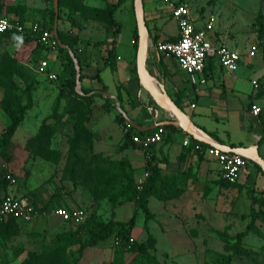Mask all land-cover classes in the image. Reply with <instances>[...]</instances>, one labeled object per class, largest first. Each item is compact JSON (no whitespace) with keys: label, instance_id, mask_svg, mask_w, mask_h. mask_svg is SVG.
I'll return each mask as SVG.
<instances>
[{"label":"rangeland","instance_id":"rangeland-1","mask_svg":"<svg viewBox=\"0 0 264 264\" xmlns=\"http://www.w3.org/2000/svg\"><path fill=\"white\" fill-rule=\"evenodd\" d=\"M61 1L58 29L79 61L87 46L108 35L110 0ZM192 1V8L200 14L217 6L223 35L237 40L239 52L261 55L258 50L260 46L264 49V32L258 33V20L264 19V0ZM223 3L229 4V16L223 14ZM201 5L203 12L198 10ZM50 9L49 0H0V12L44 28L51 27ZM119 24V40L125 43L127 22L120 18ZM50 52L62 68L68 65L63 55H57V47L52 50L35 39L0 36V138L11 122L10 113L24 107L5 147L0 146V169L6 180L0 196L9 191L35 207L82 208L87 217L78 226L54 217L29 222L15 219L0 225V264H38L69 233L73 235L66 240L69 244L63 247L60 264H117V259L119 264L120 260L121 264H264L263 189L230 186L214 179L176 188L174 198L168 193L172 199L184 194L170 204L150 203L152 184L145 191L137 189L143 167L135 166L124 149L119 151L124 142L138 145L125 135V121L114 102L76 96L68 86L71 75L67 69L56 80L34 73L38 59L52 63ZM121 96L126 104L127 98ZM138 96L143 106L138 116H162L143 89ZM156 104L161 106L157 100ZM253 166L257 175L255 162ZM145 209L147 229L142 225ZM132 217L131 235L136 244H144L142 250L133 245L115 260L109 239L78 251V241L90 230L85 222Z\"/></svg>","mask_w":264,"mask_h":264},{"label":"crops","instance_id":"crops-1","mask_svg":"<svg viewBox=\"0 0 264 264\" xmlns=\"http://www.w3.org/2000/svg\"><path fill=\"white\" fill-rule=\"evenodd\" d=\"M116 1L110 0L109 4ZM173 1L183 2L188 5L197 27H202L209 14H213L216 20L213 29L207 33L208 39L215 44H224L231 49L240 51L237 40L224 36L220 31L218 26L219 9H217V6L214 5L211 9L208 8L206 12H203L204 5H201L198 10L203 13L200 14L196 13L192 8V0ZM223 4V14L228 15L229 4H227L228 6L225 3ZM142 8L145 25L149 28L146 30L145 27L144 66L146 78L148 75L149 78L155 80L156 85L151 84L159 90L158 92L168 96L183 112L184 118L191 129L194 128L193 130L200 132L201 136L209 141L225 147L247 148L255 146L259 156L264 161L263 47L260 46L258 50L261 55H258V53L249 55V51L245 53L239 52L241 59L235 71H228L220 67L214 59L209 58L205 62L202 73L199 74V77L203 78L204 81L192 84L187 74L179 68L174 59L165 58L157 54L154 49L155 43H153V40L156 42H158L157 40L175 41L178 38L177 24L172 18L170 11L158 0H142ZM0 13L6 14L4 11ZM6 15L15 19L11 14ZM120 18L125 19L127 22L128 40L125 43L119 40L122 32V26L119 24ZM114 19L115 26L118 28L115 36L113 34L114 26H111L105 40L103 35H101L97 40L102 42L94 46H87L86 52L81 54L79 61L77 60L80 68L79 80L81 89L91 90L92 92L98 91L99 94L94 96L103 99L108 97L103 96L102 92H107L116 98L120 97L119 105L121 104L122 106L121 110L134 124L128 122L130 134L138 133L144 135L153 131L156 128L155 124L163 121H172L176 117L173 111L167 108V105L150 95L139 77L137 69L139 37L133 0H124L114 11ZM113 39H115L116 64L114 71L105 64L107 49L111 46ZM42 52H44L43 55H46L44 50ZM49 55L53 59V65L48 61L49 72L57 75L61 72L62 67L56 62V55L53 52H50ZM253 79H256L259 85L256 89L251 83ZM102 87L106 88L105 91L101 90ZM139 89L144 90L146 97L153 101L155 107L161 111L162 116L158 115L155 118L148 115L138 116L140 109L143 107L138 96ZM90 94L88 93L87 95ZM122 94L127 98L126 104L123 101ZM109 99L113 101L111 98ZM156 100L159 101L161 106L156 104ZM252 104H256L260 108L257 116L250 114ZM124 120L127 122L125 118ZM160 126H172L173 129L164 127L165 133L162 141L151 145L147 150H142L137 145V147L124 145L122 149L119 148V151L124 149L125 153L133 158L135 166L143 167L141 169L143 171L140 172V178L143 177L145 171L149 172V175L151 174L148 163L155 167L156 171L150 178V184L153 187L152 195L148 198L150 203L156 205L170 204L178 198L180 199L184 194L177 199H172L168 193L174 198L175 193L179 191L176 188H181L182 186L188 188L202 182H211L214 179H219L221 183L230 186L255 185V187L258 186L259 189L264 191V173L263 171H258L256 175V172H254L253 162L256 163V161L249 156L250 154L252 155V152L244 154L246 156V164L241 169L237 182L228 184L220 178V168L216 160L205 152H199L193 148L196 141L201 144L202 150L206 146H210L208 143L194 138L192 134L178 125L162 124ZM193 130L190 131L194 132ZM185 134L191 135V145L189 147L182 144ZM255 176L256 180L254 179ZM13 195L22 197L15 193ZM50 208L47 207L46 209ZM53 217L58 218L49 215L36 219L49 218L54 220ZM155 219H157V216ZM142 225L143 227L149 226L146 216H144ZM111 243L113 247V239Z\"/></svg>","mask_w":264,"mask_h":264},{"label":"built area","instance_id":"built-area-1","mask_svg":"<svg viewBox=\"0 0 264 264\" xmlns=\"http://www.w3.org/2000/svg\"><path fill=\"white\" fill-rule=\"evenodd\" d=\"M163 3L172 18L175 20L178 28V38L175 41H159L154 45L157 54L174 59L179 68L188 76L190 83L203 82V78L199 77L202 73L205 62L212 58L217 64L228 70L235 71L239 65L241 54L224 44H215L208 39L207 33L213 29L216 20L213 14H209L206 22L202 27L195 26L194 19L191 16L189 7L186 3L175 2L173 0H158ZM17 32L20 35H31L37 38L42 46L54 49L57 47V39L53 35L50 28H41L37 22L26 23L12 19L6 14L0 13V33ZM254 51H250L249 55H253ZM36 74H45L50 79L56 80V74L49 72V62L45 58L38 59L32 68ZM252 85L258 88L256 79L252 80ZM260 112L259 106L252 104L250 114L257 116ZM130 125L124 122L123 131L130 134ZM165 129L163 126H157L153 131L144 135L138 133L130 134L131 141L138 145L141 149H148L151 145L161 142ZM184 146L191 145V135L185 134L182 140ZM193 148L199 152H205L208 156L216 160L220 168V178L228 183L234 184L239 178L241 169L246 164V156L244 154H236L224 152L213 146H206L202 150L201 144L195 142ZM149 172L145 171L142 178L137 181V189L141 190L143 184L148 177ZM49 215L58 217L61 221L71 223L72 225H81L86 219V212L82 208H65L54 207L50 209L35 207L24 197H16L10 192L5 193L0 198V223L6 222L8 219H18L26 222L36 218L47 217ZM134 238L128 239V244H132ZM120 239L115 238L113 245H119ZM126 248V247H125Z\"/></svg>","mask_w":264,"mask_h":264},{"label":"trees","instance_id":"trees-1","mask_svg":"<svg viewBox=\"0 0 264 264\" xmlns=\"http://www.w3.org/2000/svg\"><path fill=\"white\" fill-rule=\"evenodd\" d=\"M51 3V9H50V23H51V27L50 29L52 30V25H53V20H54V11H53V7H52V0H49ZM124 0H117L115 3H110L107 6V15H108V24L109 26H114L113 29V34L115 36L118 28L115 26V19H114V11L121 5V3ZM62 6V1L58 0V11L61 9ZM22 22V21H20ZM45 26H43L41 24V28H44ZM262 32H264V19H259L258 20V33L262 34ZM0 36H16L17 38H22V39H35L37 41V38L35 36H31L29 34L27 35H20L17 32H4V33H0ZM56 38H57V55L60 56L63 55V59L66 61V63L68 64L67 66H64L62 68L61 71H64V69L68 70V73L71 75V80L68 82V86L69 88L74 92V94L76 96H82L84 98H90L94 95H98L99 92L95 91L92 92L91 90H85V89H81L82 93H84L83 95L78 94L75 92L74 87H75V68H74V64L72 61L71 56L69 55V52L66 48L61 47L59 44H64L65 46H67L70 50L72 49L71 45L67 42L65 34L63 31L59 30L57 27V34H56ZM153 43H156L155 40H153ZM38 44L40 46H42L39 42ZM115 39H113L111 46L107 49V55L105 56V64L107 66H109L111 68V70L114 71L115 69ZM105 87H102L101 90L105 91ZM88 93H91L90 95H87ZM119 102L121 101L120 97H117ZM106 100L111 101L109 98H106ZM58 106V102L56 103V107ZM120 107L122 109V106L120 104ZM23 110L24 107L20 109L19 113H15L12 112L10 113V119L11 122L9 123L7 129L3 132L2 137L0 138V146L5 147L7 140L12 132V130L15 128L17 122L22 118V114H23ZM122 120H124L123 116ZM125 121V120H124ZM165 128L168 129H173L172 126H164ZM126 136H129L130 138V134H126ZM131 139V138H130ZM125 142L123 145H121L119 148L122 149V147H124ZM258 170L260 172H262L260 166L258 164H256ZM148 168L149 170H151V174L148 175V177L146 178L142 190L141 191H145L146 188L148 187L149 183H150V178L151 175L154 173V171H156L155 167H153L150 163H148ZM103 173V172H102ZM3 172L2 169H0V189H4L5 185H6V180L2 177ZM2 196V195H1ZM0 196V198H1ZM264 204V199L262 200L261 204ZM145 216L146 219L148 220V214H147V210L145 209ZM264 217V213L262 215ZM12 220L15 219H9L6 222H1V226L2 225H7L12 223ZM134 218H130L127 221H108V222H93V221H87L85 222L84 226H89L90 230L88 231L86 237L84 239H80L79 242V248L78 251L81 252L83 249H85L86 247H94L97 246L98 244L109 240V239H115L118 238L121 240L122 243H120L119 245H113L114 247V253H115V260L120 257V253L122 252H126L129 249L132 248L133 245H136V249L142 250V248L144 247V244L140 243V244H136L135 240L132 244H128V239L131 236V230L134 226ZM83 226V225H82ZM81 226V227H82ZM145 228L147 229V227L145 226ZM73 234L69 233L66 234L63 239H62V243L59 242L60 244L56 245L51 251L48 252V254L46 255V258H44L42 261H40L38 264H60V255L63 254L64 252V246L66 247L67 244H69V241H66L67 238L69 239V237H71ZM150 235L148 236V239L150 240ZM147 239V240H148ZM70 243H72V241H70ZM126 247V248H125ZM117 264H119V259L116 260ZM120 264H121V260H120Z\"/></svg>","mask_w":264,"mask_h":264},{"label":"water","instance_id":"water-1","mask_svg":"<svg viewBox=\"0 0 264 264\" xmlns=\"http://www.w3.org/2000/svg\"><path fill=\"white\" fill-rule=\"evenodd\" d=\"M134 3V12H135V16H136V22H137V30H138V37H139V43H138V59H137V69H138V74L139 77L143 83V85L145 86V88L147 89V91L150 93V95L153 98H164L170 105L171 110L173 111L176 119L172 120V121H163V122H159L157 124H155V126H160L162 124H173V125H178L180 126L183 130L189 132L190 134H192V136L202 142L208 143L209 145L216 147L224 152H231V153H236V154H247V153H251L253 155V159L256 161V163L260 166L261 170L264 173V161L263 159L259 156L257 149L255 146L252 147H247V148H242V147H238V148H229V147H225L223 145H219L216 143H213L211 141H209L208 139H206L205 137L196 134L192 131H190L186 125H185V118H184V114L183 112L169 99L168 96H166L165 94L156 91L155 89H153L147 82V78H146V72H145V66H144V54H145V22H144V18H143V8H142V0H133ZM52 7H53V11H54V20H53V25H52V31H53V35L56 38V34H57V23H58V0H52ZM57 39V38H56ZM61 47H64L68 50L69 55L72 58L73 64H74V68H75V91L79 94H82L81 91V83L79 80L80 77V68L77 62V59L75 58L73 52L64 44H59ZM102 95L108 98H111L114 103H115V107L117 109V111L123 116V118H125L127 120V122L133 124V122L126 116V114L121 110L120 105H119V101L118 99L107 93V92H102ZM134 125V124H133Z\"/></svg>","mask_w":264,"mask_h":264},{"label":"bare ground","instance_id":"bare-ground-1","mask_svg":"<svg viewBox=\"0 0 264 264\" xmlns=\"http://www.w3.org/2000/svg\"><path fill=\"white\" fill-rule=\"evenodd\" d=\"M147 81H148V84H149L153 89H155L156 91H159V90H157V88H155V87L153 86V85H156V84H155V80H154L153 78H149V76L147 75ZM151 83H152L153 85H152ZM157 100L163 102V103H164L165 105H167L168 108L171 110V107H170L169 103H168L165 99L159 97V98H157ZM171 111H172V110H171ZM185 125H186V127H187L188 129L193 130V129H191V127L189 126V124H188L187 121H185ZM193 131L196 132L197 134L202 135L200 132H198V131H196V130H193ZM249 156L253 157V155H251V154H250Z\"/></svg>","mask_w":264,"mask_h":264}]
</instances>
